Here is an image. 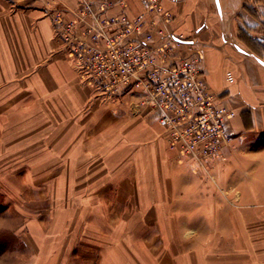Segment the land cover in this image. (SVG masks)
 I'll return each mask as SVG.
<instances>
[{
  "label": "crops",
  "instance_id": "crops-1",
  "mask_svg": "<svg viewBox=\"0 0 264 264\" xmlns=\"http://www.w3.org/2000/svg\"><path fill=\"white\" fill-rule=\"evenodd\" d=\"M49 1L72 11L81 0H0V190L13 204H40L23 210L30 264H264V242L239 226L240 208L264 203L254 189L263 174L251 175L264 171V151L240 147L264 137V58L239 36L257 23L246 8L254 0H164L172 30L203 54L217 103L236 112L232 146L209 177L170 146L138 93L107 97L98 80L82 81ZM142 1L110 13L136 16Z\"/></svg>",
  "mask_w": 264,
  "mask_h": 264
},
{
  "label": "built area",
  "instance_id": "built-area-1",
  "mask_svg": "<svg viewBox=\"0 0 264 264\" xmlns=\"http://www.w3.org/2000/svg\"><path fill=\"white\" fill-rule=\"evenodd\" d=\"M142 2L144 11L133 17L110 13L125 8L124 0H81L72 11L49 1L46 10L83 82L98 80L107 97L138 93L140 105L158 113L170 146L206 166L230 146L226 122L236 112L217 103L201 66L203 54L172 30L174 14L164 0ZM183 45L188 55L178 54ZM227 80L235 83L232 71Z\"/></svg>",
  "mask_w": 264,
  "mask_h": 264
},
{
  "label": "rangeland",
  "instance_id": "rangeland-1",
  "mask_svg": "<svg viewBox=\"0 0 264 264\" xmlns=\"http://www.w3.org/2000/svg\"><path fill=\"white\" fill-rule=\"evenodd\" d=\"M248 5L254 6L255 8H258L259 6L256 4L255 1H248ZM251 12V11H250ZM252 13V12H251ZM257 23L254 27H247V28H240L239 29V36L242 38L241 33H245L248 37L254 36L259 41L264 40V27L259 25V23L264 22V16H257ZM244 35V36H246ZM244 39V38H242ZM245 40V39H244ZM246 41V40H245ZM251 47V46H250ZM256 52V51H255ZM260 57L264 58V50H261L260 52H256ZM232 146V140L231 144L228 148ZM238 146V145H237ZM240 147L243 150H246V152H254V151H264V137L261 138L259 141L254 142V145H240ZM255 153V152H254ZM240 157H243V160H236V165H242L243 163L248 162L246 157L247 154L240 153ZM250 158L254 161H261V157L263 155L258 154H251L249 155ZM185 157L189 158V156L185 155ZM256 159V160H255ZM190 160V159H189ZM192 160V159H191ZM194 163L198 162L196 160H192ZM210 162L206 163V166L201 165L203 168L202 174L210 176L209 174V164ZM251 175H256L258 179L261 177L260 174H263L264 177V171L260 169L254 168L251 170ZM201 173V172H200ZM248 173V170L246 172L244 171H237V174L239 177H242L243 175H246ZM264 180V178H262ZM243 187V181L240 187H237L236 193L238 191H241L244 189ZM254 188V187H253ZM255 190L258 191V193L264 194V186L262 187H255ZM240 194V192H239ZM238 204V203H237ZM236 204V209H238ZM39 203H15L11 202L9 198L2 193L0 190V234L1 232H7L8 234H11L13 241L11 246L9 248L4 249L3 253L0 255V264H30L28 259L32 255V249L26 246L24 242V223H25V212L30 211L29 208L34 209L35 207H39ZM242 210V220L239 221V226L250 228L252 231V236L257 237V242H264V203L260 204L257 207L253 208H240ZM99 237V236H98ZM102 237V236H101ZM105 237V236H104ZM98 241V239H97Z\"/></svg>",
  "mask_w": 264,
  "mask_h": 264
},
{
  "label": "trees",
  "instance_id": "trees-1",
  "mask_svg": "<svg viewBox=\"0 0 264 264\" xmlns=\"http://www.w3.org/2000/svg\"><path fill=\"white\" fill-rule=\"evenodd\" d=\"M256 3H260L261 6L258 8H255L254 6H249L246 3V8H248L256 17L257 16H264V0H254ZM259 20V19H258ZM259 25L264 27V22H260ZM245 33H241L242 38H244L247 43L252 47V49L256 52H260L261 50H264V40L259 41L254 36H244ZM11 234H8L7 232H1L0 234V255L3 253L4 249L9 248L11 246L10 243L13 241Z\"/></svg>",
  "mask_w": 264,
  "mask_h": 264
}]
</instances>
